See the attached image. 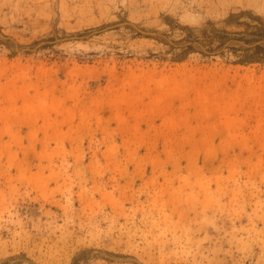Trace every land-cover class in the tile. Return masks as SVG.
Segmentation results:
<instances>
[{
  "label": "rangeland",
  "instance_id": "1",
  "mask_svg": "<svg viewBox=\"0 0 264 264\" xmlns=\"http://www.w3.org/2000/svg\"><path fill=\"white\" fill-rule=\"evenodd\" d=\"M255 46L264 0H0V264H264Z\"/></svg>",
  "mask_w": 264,
  "mask_h": 264
},
{
  "label": "trees",
  "instance_id": "2",
  "mask_svg": "<svg viewBox=\"0 0 264 264\" xmlns=\"http://www.w3.org/2000/svg\"><path fill=\"white\" fill-rule=\"evenodd\" d=\"M212 38L216 39L218 44H221V45L223 44V41L225 40V37H222L220 35H213ZM250 51H253V53H257L256 57H253L251 59L252 62H264V48L263 47L255 46Z\"/></svg>",
  "mask_w": 264,
  "mask_h": 264
}]
</instances>
